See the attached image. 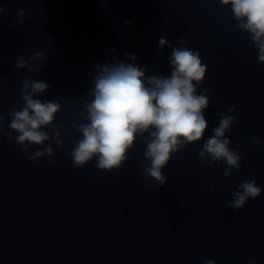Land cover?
Listing matches in <instances>:
<instances>
[{
  "label": "water",
  "instance_id": "obj_1",
  "mask_svg": "<svg viewBox=\"0 0 264 264\" xmlns=\"http://www.w3.org/2000/svg\"><path fill=\"white\" fill-rule=\"evenodd\" d=\"M0 6L5 9L0 14V264H264V63L258 62L248 34L236 27L230 5L220 0H0ZM161 36L172 47L183 38L207 67L197 89V94L209 89L202 140L172 155L162 169L168 178L163 186L142 175L149 164L147 133L137 138L119 169L99 170L95 157L73 167L70 153L81 137L72 124L83 122L78 112L90 99L95 66L115 56L146 75L168 76L171 47L159 48ZM36 52L46 56L40 73L15 68L19 56L30 59ZM24 78L46 82L49 88L37 98L62 105L49 127L63 125L65 146L51 142V158L31 161L21 145L8 141V113L23 107ZM233 105L235 122L226 136L242 159L240 169L225 177L223 162L205 166L198 152L218 126V113L228 114ZM253 135L259 136V146L251 142ZM247 179L257 182L261 195L242 209L229 208L232 193Z\"/></svg>",
  "mask_w": 264,
  "mask_h": 264
},
{
  "label": "clouds",
  "instance_id": "obj_2",
  "mask_svg": "<svg viewBox=\"0 0 264 264\" xmlns=\"http://www.w3.org/2000/svg\"><path fill=\"white\" fill-rule=\"evenodd\" d=\"M107 3L109 0H101ZM225 7L231 6V12L236 27L248 34L257 51V60L264 63V0H220ZM5 9L0 6V14ZM24 10L17 12L19 22H24ZM129 24L130 21H125ZM179 47H172L165 36L158 40L160 49L171 47L169 56L170 75H146V70L134 63L117 61L113 56L111 61L94 68V87L87 92L89 100L84 101L78 112L83 122H73L72 127L80 134L71 150L73 167L80 168L96 158L99 170L112 171L123 166L128 159L129 149L133 148L138 137L145 140L144 158L149 162L144 166L142 175L147 180H155L161 186L167 183V176L162 169L168 164L172 155L189 144H194L204 137L208 129V120L204 112L209 107V89H203L197 94V89L203 84L207 67L203 64L200 53L184 46V40L178 41ZM115 52V49L109 50ZM131 61H136L134 53L125 52ZM157 56L162 59L163 53ZM45 53L36 52L30 59L19 56L15 68L26 69L29 73H40L45 67ZM35 61L36 63H33ZM20 89L23 107L13 108L8 116V141L13 139L22 146L21 150L31 161L45 156L55 155L52 143L64 147L59 127H49L53 124L57 113L62 111L58 101H42L37 98L45 93L49 85L40 80L24 78ZM3 80L0 79V89ZM19 103V101L17 102ZM235 111V105L228 108V114L218 113L219 124L213 128L209 137L198 152L205 166L223 162V175L230 177L233 169L241 167L242 154L237 149H231L227 132L232 130L235 117L230 113ZM3 116H0V133L3 132ZM47 129V130H44ZM18 133L15 138L12 133ZM43 147L30 152V146ZM251 142L259 146L258 135L251 137ZM215 185H209L213 191ZM261 195V188L254 179L242 181L238 189L232 193V201L228 207L233 210L242 209L249 198L255 199ZM205 264H215L208 260Z\"/></svg>",
  "mask_w": 264,
  "mask_h": 264
}]
</instances>
